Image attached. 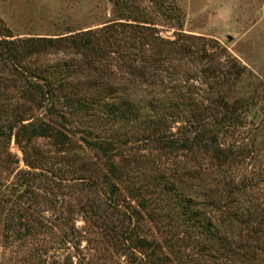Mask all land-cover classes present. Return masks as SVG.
<instances>
[{"label":"rangeland","instance_id":"1","mask_svg":"<svg viewBox=\"0 0 264 264\" xmlns=\"http://www.w3.org/2000/svg\"><path fill=\"white\" fill-rule=\"evenodd\" d=\"M3 38L0 264H264V0H0ZM197 122L231 156L158 140Z\"/></svg>","mask_w":264,"mask_h":264},{"label":"trees","instance_id":"2","mask_svg":"<svg viewBox=\"0 0 264 264\" xmlns=\"http://www.w3.org/2000/svg\"><path fill=\"white\" fill-rule=\"evenodd\" d=\"M114 27V26H111ZM87 33H84L83 35H80L76 37L75 42L77 45L82 46L83 48L93 50H100L99 47H97L95 42H92L88 37H86ZM28 41V40H27ZM39 41V40H38ZM42 42L44 44L53 42V40L50 39H42ZM24 43L23 41H15V40H8L6 38L0 39V61L7 62L13 64L15 68H19L18 66V60L21 57V52L19 50V46ZM43 44V45H44ZM30 50H37V48L32 47ZM18 65V66H17ZM29 79H33V75L30 74L28 76ZM31 82V87H33V90L28 91L31 92L32 98L34 97L33 94H40L41 104L42 107L45 97H52L53 96V84L51 82H41L38 80L33 79ZM30 94V93H29ZM51 108V107H50ZM26 119L23 117L17 118L15 121V124L11 125V130L15 132L11 133L15 135L16 139L19 143L22 141L30 142L33 138L36 137H43V136H56L57 138L61 137V139L66 137V134L62 132H58L56 135H53V126L51 123L46 121L45 119L38 117L35 118L29 122H25ZM156 127H161L162 122H154ZM219 125V124H218ZM202 126V127H201ZM191 129H187L185 133H182L183 136H178L175 133H170L169 135H166V132L162 131L158 135V140L164 144L165 147L169 148H179V147H187L192 145H200L201 148L204 149H211L214 152V155L216 158L220 156H231L230 152H227L224 148H222L218 142L217 136L214 134V131L212 129V126H203L200 122H197V124H191ZM0 131L3 132V128L0 127ZM189 133H193L191 136H187ZM88 141V140H87ZM91 142V141H90ZM88 141V143H90ZM93 145H95V142H91ZM90 143V145H92ZM97 143H99V146L104 149V153H108V149H110V144L108 141H100L97 140ZM223 242H226L228 245L231 242H228L226 238H222ZM225 248L228 246L224 244ZM229 253L233 252L231 248H227Z\"/></svg>","mask_w":264,"mask_h":264}]
</instances>
